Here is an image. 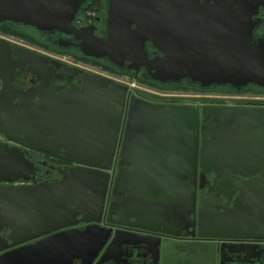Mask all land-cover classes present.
Returning <instances> with one entry per match:
<instances>
[{
    "label": "water",
    "instance_id": "obj_1",
    "mask_svg": "<svg viewBox=\"0 0 264 264\" xmlns=\"http://www.w3.org/2000/svg\"><path fill=\"white\" fill-rule=\"evenodd\" d=\"M82 2L0 0V21L71 33L78 39L75 44L82 53L118 66L141 67L146 76L159 81L189 78L202 85L237 86L247 82L264 85V36L252 33L259 21L256 13L260 6L264 8V0H106L101 36L93 32V24L75 26L72 22ZM30 53L31 60L44 61L42 55ZM42 63L37 67H42ZM9 64L12 62L7 42L0 37V129L5 138L0 141V181L31 180V183H0V227L8 228L6 237H0V249H4L0 251V264H67L78 254L92 253L105 240L106 232L90 226L69 228L5 248L77 220L99 219L110 179L108 169L118 148L121 97L126 86L107 76L88 73L82 86L93 90L92 97L78 98L77 105L71 95L80 94L81 90L75 87L67 89V93L55 89V94L49 90L39 92L38 86L24 90L8 88ZM103 84L109 85L103 89ZM33 96L38 100L34 101ZM13 97L17 99L15 102ZM55 102L59 107L52 106ZM135 106L158 110L154 112L165 109L158 104ZM166 109L177 111L179 106ZM81 110L94 117L92 127L60 121L61 116H72ZM196 120L192 108L185 143H180L183 131L177 126L170 132L172 143H159L152 128L143 126L146 130H142L151 135L150 143L146 144L163 146L173 157L165 160L159 156L150 163L132 165L130 172L137 176L128 181L133 196L140 194L141 198L133 202L135 208L149 220L165 216L169 223H175L187 217L197 230L205 229L202 233L206 236L264 237V143H213L219 139L231 141L230 130L223 131L221 137L211 132L198 143V134L193 129ZM142 130L131 125L132 143L138 141ZM17 138L41 148L62 146L64 157L76 164L63 168L59 177L35 181L32 161L19 146L8 143ZM122 145L117 153L119 170L114 186L125 179L120 167ZM204 169L221 171L209 191L201 188ZM164 171L168 175H163ZM155 172L157 175L151 176ZM196 189L200 201L197 210ZM156 192L161 196L154 198ZM231 199L235 204L230 203ZM166 201L170 213L160 215ZM77 214L79 218H75ZM130 216L135 221L138 218L134 212Z\"/></svg>",
    "mask_w": 264,
    "mask_h": 264
},
{
    "label": "flooded vegetation",
    "instance_id": "obj_2",
    "mask_svg": "<svg viewBox=\"0 0 264 264\" xmlns=\"http://www.w3.org/2000/svg\"><path fill=\"white\" fill-rule=\"evenodd\" d=\"M89 4H91V0L83 1L80 4L72 22L75 26L93 24V32L101 36L104 34L106 0H95V4L86 8L85 6ZM256 16L259 17V21L253 28V36H264V8L260 6ZM10 22L4 24L17 28L18 33L7 32L0 27V37L7 42L8 58L12 62L9 64L11 66L9 67L10 75L7 76V85L10 89L24 90L38 86L39 92L49 90L55 94V89L67 93V89L78 88L81 93H72L71 99L79 105L78 98L92 97L93 90L90 91V88L82 86L88 73L107 76L102 71L109 72L123 75L131 81L120 82L107 76L113 82L124 84L126 89L121 97L116 141L118 148L112 158L111 167L108 169L110 179L99 219L77 220L58 226L7 246L5 249L34 242L52 232L90 226L94 229L104 230L106 232L105 240L92 253L78 254L72 257L67 264H264V237L221 238L206 236L202 233L205 229L197 230L196 226L192 224V220L187 217L180 218L182 220L178 219L175 223H169L165 216L161 217V220L144 219L145 213L140 214L139 210L135 208L136 204L133 203L141 199L140 194L133 196V190H131V184L128 181L129 178L137 176V173L130 172L133 164H147L159 156L165 160L173 157V154L171 155L170 151L163 146L157 148L146 144L150 143L148 138L151 135L145 131L146 128L143 126L152 128V131L161 140L159 143H172L169 139L170 132L173 133L174 127L177 126V129L183 131V141L180 143H185L190 129V110L192 108L197 118L196 126L193 129L198 134V143H202L206 137L210 136L211 132H215L221 137L225 130L232 131V140L219 139L213 143H264V85L255 82L237 86L229 83L202 85L189 78L159 81L146 76L141 67L134 69L125 65L118 66L105 59L82 53L75 44L78 39L71 33L56 29L39 30L30 25ZM1 24L3 23L0 22ZM9 36L10 40L6 38ZM30 51L43 56L44 61L39 62L40 64L43 62L42 67L38 68L37 66L40 64L31 60L32 53ZM25 59H29L30 62H25ZM32 69L37 71L33 72ZM124 79L118 78V80ZM108 85L103 84L102 88L105 89ZM32 98L34 101L38 100L36 96ZM16 100V97L12 98L13 102ZM59 103L62 104L61 101ZM59 103L55 102L52 106L57 104L59 107ZM138 103L158 104L165 109L154 112L158 110L137 108L135 104ZM67 104L70 105V101ZM171 106H179V109L177 111L166 109ZM89 113L82 110L75 111L72 116H61L60 121L65 122L66 125L72 121L77 126L89 128L94 125V117L88 116ZM134 121H137L138 124H135ZM131 125H135L139 130L145 129L142 130V133L139 132L138 141H133V143L130 140ZM90 132L92 131L90 130ZM0 133L2 135L0 141H3L5 138L1 129ZM8 143L19 146L24 155L32 161L35 181L59 177L63 168L76 164L75 161L64 157L61 153L64 149L62 146H57L55 149L41 148L18 138L8 141ZM121 143H123V150L120 167L123 169L122 174L125 179L124 182L114 186V177L119 170L117 153ZM201 167L203 166L201 165ZM162 174L168 175V171H164ZM220 174L221 171L218 170L204 169L202 191H209L214 180ZM155 175L157 172L151 174V176ZM3 182L20 184L31 183V180L0 181V183ZM197 191L198 189H196L194 197L195 210L200 202ZM160 196V192L154 193V198ZM235 197L238 196L235 194ZM258 199L260 200L259 197ZM230 203L235 204V201L231 199ZM186 208L187 206L184 210ZM165 211L170 213L169 201L163 204V209L159 211L160 215H165ZM132 212L138 215L136 221L130 216ZM79 217V214L75 216V218ZM7 232V227H0V237H6ZM94 240L92 242H95ZM240 247L245 249L244 252L237 250ZM2 250L4 249H0V251Z\"/></svg>",
    "mask_w": 264,
    "mask_h": 264
},
{
    "label": "trees",
    "instance_id": "obj_3",
    "mask_svg": "<svg viewBox=\"0 0 264 264\" xmlns=\"http://www.w3.org/2000/svg\"><path fill=\"white\" fill-rule=\"evenodd\" d=\"M83 1H86V0H83ZM93 4H95V0H91V4H89V5H87V6H85L86 8H90V6H92ZM92 8V7H91ZM1 23H3V24H1L0 25V27H1V29L2 30H4V31H7V32H9V31H12V32H19L18 30H17V28H15V27H13V26H11V25H9L8 24V26L7 25H5L4 23H9L10 21L9 20H4V21H0ZM10 23H14L13 21H11ZM17 23V22H16ZM19 23V22H18ZM103 59V58H102Z\"/></svg>",
    "mask_w": 264,
    "mask_h": 264
},
{
    "label": "rangeland",
    "instance_id": "obj_4",
    "mask_svg": "<svg viewBox=\"0 0 264 264\" xmlns=\"http://www.w3.org/2000/svg\"><path fill=\"white\" fill-rule=\"evenodd\" d=\"M8 40H10V36L9 37H6ZM12 38V37H11ZM102 73L103 74H105V75H107V76H110V77H112L114 80H117V81H125V82H128V81H131V79H126V77L125 76H123V75H117V74H114V73H109V72H103L102 71ZM118 78H121V79H124V80H118ZM2 138V135H1V133H0V139Z\"/></svg>",
    "mask_w": 264,
    "mask_h": 264
}]
</instances>
